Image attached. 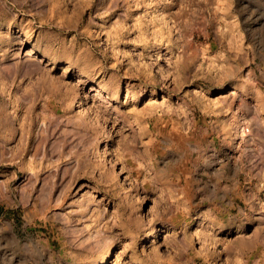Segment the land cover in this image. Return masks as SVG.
<instances>
[{"label":"rangeland","instance_id":"rangeland-1","mask_svg":"<svg viewBox=\"0 0 264 264\" xmlns=\"http://www.w3.org/2000/svg\"><path fill=\"white\" fill-rule=\"evenodd\" d=\"M0 264H264V0H0Z\"/></svg>","mask_w":264,"mask_h":264},{"label":"bare ground","instance_id":"bare-ground-1","mask_svg":"<svg viewBox=\"0 0 264 264\" xmlns=\"http://www.w3.org/2000/svg\"><path fill=\"white\" fill-rule=\"evenodd\" d=\"M17 152V151H16Z\"/></svg>","mask_w":264,"mask_h":264}]
</instances>
